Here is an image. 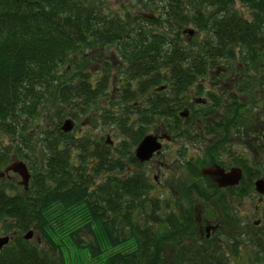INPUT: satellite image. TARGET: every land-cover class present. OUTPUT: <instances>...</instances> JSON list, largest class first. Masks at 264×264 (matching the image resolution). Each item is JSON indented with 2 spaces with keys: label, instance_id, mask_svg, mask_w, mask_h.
<instances>
[{
  "label": "trees",
  "instance_id": "16d2710c",
  "mask_svg": "<svg viewBox=\"0 0 264 264\" xmlns=\"http://www.w3.org/2000/svg\"><path fill=\"white\" fill-rule=\"evenodd\" d=\"M100 1L0 0V137L18 149L11 143L0 147V167L15 151H23L32 171L26 192L0 186V234L10 236L0 250V264H66L69 246L85 249L100 264H218V249L209 240L200 241L195 231L194 185L185 187L188 195L182 191L175 212L162 220L158 205L146 196L144 175L116 176L117 171L126 173L121 158L141 166L130 148L143 133L132 132V122L123 126L112 119L128 139L116 151L109 145L99 148V139L61 132L64 119L85 113L100 97L106 76L93 85L80 72L68 83H57L56 73L85 47L113 46L122 61L120 103L143 105V112L130 113L138 127L149 125V119L153 125L165 122L167 132L176 135L183 122L194 118L192 109L185 120L179 117L185 105H193L186 94L198 91L197 81L221 60L240 63L248 78L255 72L264 102V0H160L158 18L132 13L152 9V0H135L118 13L101 8ZM236 3L249 12L248 18L234 9ZM188 26L207 37L191 39L182 48L180 37ZM107 71L103 74L108 76ZM250 84L240 88L249 98ZM160 87L164 89L157 91ZM41 120L49 126L42 129ZM34 141L37 162L23 158L32 152ZM73 150L79 164L70 156ZM87 153L91 162L82 167ZM101 172L106 177L95 183L93 175ZM146 201L153 208L148 213L143 212ZM135 212L142 220L133 222ZM73 219L79 227H72ZM29 230L39 241L23 238ZM86 230L92 244L79 235ZM130 241L132 250L110 253L103 260L104 249ZM255 245L264 250L259 241ZM257 258L264 262V253Z\"/></svg>",
  "mask_w": 264,
  "mask_h": 264
},
{
  "label": "flooded vegetation",
  "instance_id": "af4514ba",
  "mask_svg": "<svg viewBox=\"0 0 264 264\" xmlns=\"http://www.w3.org/2000/svg\"><path fill=\"white\" fill-rule=\"evenodd\" d=\"M223 62L224 60H221L211 69H215L212 75L214 79H210L209 83L212 87L214 84L216 87L221 84V94L218 91L209 93L207 90L208 100L200 98L197 99L200 105H185L179 117L185 120L192 109L194 118L183 122L182 128L176 135L172 136L167 132L165 122H160V133L157 134L147 132L146 128L153 126L150 119L148 123L146 122L149 125L141 127H138V120L135 117L132 116V120L129 121L132 122V132L143 133L138 143L145 136L151 135L159 141L161 149L164 144L178 138L189 139L188 141L192 144H198L197 148L201 154V157H197L198 164L191 163L193 161L185 162L186 165L182 166L185 172L183 175L186 174L192 179L195 187L194 194L191 193L195 231L200 241L209 240L218 249L216 253L219 258L218 264L221 263L222 258L227 257L225 255L227 251L229 253L234 249L236 251L239 246H252L256 250V257L264 253V250L259 252L255 245L259 241L261 248H264V192L259 193L255 186L259 181L264 183V105H251L248 102L235 100L236 96H245L241 94L240 88L232 87V92L227 93V89L231 88L228 83L233 82L234 76L227 68H223L221 65ZM208 73H210L209 70L206 75ZM204 77L197 81V86L200 85L197 95L203 93ZM241 78L244 80L248 78V75ZM210 85H208L209 89ZM212 96H214L213 99ZM143 108V105H135L132 113L136 114ZM77 121L78 119L72 120L71 134L75 138L81 132L80 129H76ZM102 132L104 131H101L100 136ZM98 139L101 142L103 138ZM98 146L104 148L105 140ZM156 157L157 154L149 161ZM175 162L177 163V160L173 161ZM175 168L180 169L178 166ZM170 169L168 164L165 165L166 172ZM205 169L214 170L215 174L203 175ZM191 170L196 171L195 177H191ZM180 174L181 171L179 176ZM184 183L180 184V188L184 186ZM27 189L22 188V192H26ZM184 190L188 195V189ZM151 207L152 205L149 209H153ZM157 211L162 212V220L164 216L175 212L167 203L163 207H158ZM261 262L264 264L262 258Z\"/></svg>",
  "mask_w": 264,
  "mask_h": 264
},
{
  "label": "rangeland",
  "instance_id": "374dc122",
  "mask_svg": "<svg viewBox=\"0 0 264 264\" xmlns=\"http://www.w3.org/2000/svg\"><path fill=\"white\" fill-rule=\"evenodd\" d=\"M160 0H152L151 1V7L152 9H134L132 13H135L136 15L142 16V17H154L158 18L160 15L159 7L162 5V2H159ZM131 2L133 4H131ZM135 5V0H101L99 3V6L102 8H105L106 11H112L115 13H118L119 10L126 8L129 5ZM239 14H241L244 18L249 17V12L243 8L239 4H235L234 8ZM208 14V12H207ZM205 13V15H207ZM141 24L139 21L137 22ZM148 27H150L151 30L156 31V29H152L150 24H147ZM154 27H158L157 24L154 25ZM187 31H191V35L188 33L183 32V34L180 37L181 40V47H185L187 43L191 41V39L194 40H200L204 37L206 38L207 35H205L202 32L196 31L192 26H188L186 29ZM236 64H238L236 62ZM236 64H229L226 61L221 64L223 68L225 66H228V71H231L233 74V82L228 83L230 84L231 88L227 89V93L232 92V87L235 88H241L246 87L250 82V86H252V92L250 93V98L245 96H236L235 100H239L241 102H248L251 103V105H264V102L260 101L259 98V91L256 89L255 81L258 79V76L255 72L250 73L251 78H244V83H241V80L243 79L241 77H244L246 75V72L243 67L239 66L238 69H236ZM121 67H122V61L116 52L115 48L113 46L111 47H85L81 50L80 53H78L74 57V61L71 65L65 64L62 68L60 67L56 73L57 75V83L58 82H65L68 83L70 78H74L78 73L81 72L84 76H87V79H90L93 82V85L97 83V81L103 78V76H106L104 80L105 88L103 90V93L100 95L99 98H95V100L92 102V104L87 105V111L81 112L79 119L76 117L75 119H78L76 122V129H80L81 132L78 133V137L80 138L82 136L88 138L89 141H96L98 138H103L100 143H102L104 140H109L110 144L109 147L119 150V145L122 144V142L127 141L125 137L119 136L121 131L119 130L118 126L113 123L112 119H115L117 121H122L123 126H126L125 123H128L130 119L132 120V116L130 113H132V109L135 108L136 104H132L133 102L129 103H120L121 98V87L120 84L122 83L121 80ZM240 67V68H239ZM103 69H106L108 73V76L103 74ZM210 73H208L204 77V87H202L203 93H200L197 95V90L193 88L191 93L186 94L188 97V101L192 102L193 105H200L201 103L197 101V99H205L208 100L206 97V91L208 90L209 93H212V91H218L221 94V84H218V87L214 86L212 87L210 83V79H214L213 73L214 70H209ZM244 75V76H242ZM239 76V77H237ZM245 84V85H244ZM208 85L211 86V88H208ZM224 88V87H223ZM222 88V89H223ZM212 95V94H211ZM214 96H212V99ZM212 101L211 99H209ZM54 108L50 110L51 115H53ZM134 117V116H133ZM56 119V118H55ZM70 120V118H67ZM71 119V120H75ZM54 120V118H53ZM57 120V119H56ZM47 123V122H46ZM45 122L41 120L40 126L42 129L47 126H45ZM160 123L155 124L153 126H150L147 132H155L160 133ZM102 132V136L99 134ZM146 133V132H144ZM189 140V139H188ZM188 140H181L180 138L173 140V142L166 143L163 145L160 153L157 155L154 160L149 161L145 165H141L140 167H136L133 165H130L125 159L121 158L119 159L117 157V160H121L125 166L124 169H126V172L128 173H119L117 171L116 176H128L130 173H136V174H142L145 177L146 185L148 187V199L153 200L151 204H156L158 207H163L164 204H169L172 206L173 210L175 211V202L177 197L181 195V192L184 191L185 187L190 188L193 186V182L191 181L188 176L183 175L184 169L182 166L186 165L185 162L187 161H193L191 163L197 165L198 164V158L201 157L200 151H198V144H192ZM11 142L7 138H1L0 137V147H5L9 145ZM34 145L31 146L33 148L32 152L26 153V156H23L26 160H31V162H37L36 159L40 158L38 157V150L35 141L33 142ZM11 147L13 150H17L16 143L12 142ZM127 146V145H125ZM131 152H133L134 147L130 148ZM22 152L17 154L15 151L13 156L9 159L8 163L0 167V186H10L13 185L15 188L18 189L20 187L18 185L20 181V177L13 172H5L7 166L11 165L14 162H25L22 159ZM72 157V160L75 161L74 163H78V151L73 150L70 154ZM116 156V155H115ZM198 157V158H197ZM82 167L86 164L91 162V158L89 157V153H87L84 157H82ZM177 160V163H173V161ZM94 161V160H93ZM33 164V163H32ZM95 164V162H94ZM126 164H129V166H126ZM169 165L171 169L166 172L165 165ZM192 164V165H193ZM34 165V164H33ZM174 165V166H173ZM79 166V165H77ZM176 166L180 167V169L175 168ZM27 167V166H26ZM28 172L30 174L31 179V173L32 171L27 167ZM131 170V171H128ZM88 171V169H87ZM181 171V174L179 176V172ZM121 172V171H120ZM111 174V173H110ZM106 177V175L101 172L98 176L93 175L94 182L95 183H101L103 179ZM155 178V179H154ZM29 179V183H30ZM188 179V181H186ZM184 183V186L180 188V184ZM195 182V180H194ZM179 184V185H178ZM21 188V187H20ZM8 189V188H7ZM16 189V190H17ZM19 190H22L19 189ZM15 189L12 191L14 193ZM254 204H257L255 201H252ZM149 201H146L143 205V212L148 213L149 211ZM137 216V217H136ZM139 214L135 212L132 216L133 222L136 220H142V218H138ZM79 221L78 220H72V227L73 225H77L79 227ZM0 231H1V224H0ZM79 235L85 240L86 242H89L92 244V237L89 230H86L83 233H79ZM3 237L2 233L0 234V238ZM37 234L32 231V241L37 242ZM92 241V242H91ZM240 247V246H239ZM237 248L232 250L231 253L227 251L225 255H227L226 258H222L221 263L223 264H263L261 262L260 258H257L256 250L252 246H241L240 248ZM132 250V242H128L125 244H121L118 247H115L113 249L106 248L104 249V255L103 260L105 256H107L110 253L115 252H128ZM220 263V264H221ZM66 264H100V261L94 262L90 259L87 251L85 249H79L78 251L75 250L73 247L69 246V255H66Z\"/></svg>",
  "mask_w": 264,
  "mask_h": 264
},
{
  "label": "water",
  "instance_id": "95a60500",
  "mask_svg": "<svg viewBox=\"0 0 264 264\" xmlns=\"http://www.w3.org/2000/svg\"><path fill=\"white\" fill-rule=\"evenodd\" d=\"M185 33H188L191 35V31H185ZM162 88L158 90H162ZM72 130V121L66 120L63 122L61 125V131L64 133H68ZM161 150V144L159 141L156 139V137L148 135L145 136L139 144L136 146L134 150V158L139 162V163H145L148 160H150L154 154H158L159 151ZM13 172L16 173L20 178H21V185L26 188L27 183L29 180V174L26 169V166L22 162H14L10 166H8L5 170V172ZM203 175L211 176L215 174L214 170L211 169H205L203 170ZM256 190L259 193L264 192V183L263 182H257L255 184ZM32 237V232L29 231L25 234L24 239L29 240ZM9 238L7 237H2L0 238V249L7 244Z\"/></svg>",
  "mask_w": 264,
  "mask_h": 264
},
{
  "label": "bare ground",
  "instance_id": "6f19581e",
  "mask_svg": "<svg viewBox=\"0 0 264 264\" xmlns=\"http://www.w3.org/2000/svg\"><path fill=\"white\" fill-rule=\"evenodd\" d=\"M119 136L125 137V134H123V132H121V133L119 134Z\"/></svg>",
  "mask_w": 264,
  "mask_h": 264
}]
</instances>
